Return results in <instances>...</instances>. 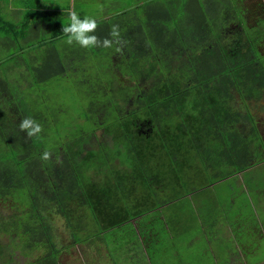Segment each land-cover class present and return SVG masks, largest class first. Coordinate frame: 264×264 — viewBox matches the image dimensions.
<instances>
[{"label":"trees","instance_id":"trees-1","mask_svg":"<svg viewBox=\"0 0 264 264\" xmlns=\"http://www.w3.org/2000/svg\"><path fill=\"white\" fill-rule=\"evenodd\" d=\"M76 2L93 3L78 14L98 20L97 36L109 37L119 25L120 51L68 45L66 16L28 14L18 28L0 14V200L14 201V211L0 217V231L32 257L26 264H61L50 213L79 231L85 214L78 208L85 206L95 236L103 235L264 164V140L245 108V100L264 97V54L254 39L231 52L222 43L228 27L248 29L238 0ZM176 56L186 57L180 71ZM129 78L151 81L136 91ZM238 98L245 104H236ZM25 117L42 125L38 136L20 131ZM108 118L103 129L127 139L130 166L95 182L87 161L102 157L106 147L86 149V143ZM45 150L52 159H41ZM123 154L118 149L115 157ZM169 229L175 239L178 227L173 222ZM10 244L0 242V264L14 262Z\"/></svg>","mask_w":264,"mask_h":264},{"label":"rangeland","instance_id":"rangeland-1","mask_svg":"<svg viewBox=\"0 0 264 264\" xmlns=\"http://www.w3.org/2000/svg\"><path fill=\"white\" fill-rule=\"evenodd\" d=\"M244 7V22L248 29H242L239 24L228 27L223 35L222 43L231 51H236L235 46L244 49L242 43L254 39L258 49L264 54V32L259 37L258 31L264 30V0H238ZM238 44V45H237ZM94 56H98L97 54ZM113 63L117 62V54L112 55ZM186 63V57H175L174 70L180 71ZM161 67L153 70V73L161 71ZM85 72H94L88 69ZM153 79V78H152ZM151 80H127L136 91L149 86ZM79 101L78 103H80ZM246 109L254 116L259 132L264 140V97L260 100H245ZM243 99H237L236 104H245ZM104 124L111 123V118L101 120L97 124V130L90 135L86 143V149H96L97 146H105L106 150L100 158H91L87 161V175L90 180L103 182L114 176V171L120 172L130 166L127 154V139L116 131L108 135L104 131ZM121 149L124 154L116 158V151ZM264 169V164L260 166ZM253 174V170L251 171ZM117 174V173H115ZM249 174H244V176ZM263 180L264 175H258ZM208 181V180H207ZM232 176L221 181H216L212 187L202 188L188 196L182 197L168 205H165L136 220L127 222L121 226L110 229L95 236L96 225L91 219L87 207L81 206L78 212L84 213L85 229L71 228L65 219L59 215L50 213L54 238L61 249L59 259L61 264H222L227 260V255L216 252L220 247L215 243L218 240L217 231L211 227L213 214H207L210 205L217 204L218 196L227 203L229 199L237 198L238 193L233 192ZM130 182V181H129ZM127 182V188H129ZM234 193V194H233ZM237 196V197H236ZM249 197V196H248ZM229 198V199H228ZM14 202V201H13ZM13 202L0 200V217L7 216L14 211ZM227 207H229L227 205ZM218 215L221 214V209ZM210 220V222H209ZM175 223L179 230L174 239L169 233L170 224ZM77 233V234H76ZM78 235L80 240H78ZM92 235L84 240L87 235ZM94 234V235H93ZM173 235V233H172ZM223 240V239H222ZM221 240V241H222ZM9 234L0 231V242L3 245L10 244ZM220 241V242H221ZM218 242V243H220ZM15 254V260L11 264H26L31 256L21 254L20 247L9 245ZM221 248V247H220ZM146 252L148 254L146 255Z\"/></svg>","mask_w":264,"mask_h":264},{"label":"crops","instance_id":"crops-1","mask_svg":"<svg viewBox=\"0 0 264 264\" xmlns=\"http://www.w3.org/2000/svg\"><path fill=\"white\" fill-rule=\"evenodd\" d=\"M76 1L0 0V14L20 28L28 14L33 16L38 14L37 12L46 11L54 16L69 18L71 10L82 15L93 6V3L86 0V3ZM54 22L57 26L56 19ZM260 166L247 168L232 176L233 192L238 193L237 198L232 196L226 203L218 196L217 204L221 206V214L218 215L217 210L220 209L215 206L211 220L214 226L211 227L216 229L219 237L215 243L221 248L216 249V252L227 255V260L222 264H264V178L260 180V177H257L262 172L264 175V169Z\"/></svg>","mask_w":264,"mask_h":264},{"label":"clouds","instance_id":"clouds-1","mask_svg":"<svg viewBox=\"0 0 264 264\" xmlns=\"http://www.w3.org/2000/svg\"><path fill=\"white\" fill-rule=\"evenodd\" d=\"M98 20L90 16H81L75 11L69 12V22L63 26L62 31L67 37L68 45L78 44L83 48L103 47L112 48L117 46V51H120L123 41L118 24H113L110 28L109 37L101 38L97 36ZM21 132H25L28 138L38 136L42 131V125L34 118L25 117L19 123ZM53 153L45 150L41 154V159L44 161L52 159ZM59 162V160H58Z\"/></svg>","mask_w":264,"mask_h":264}]
</instances>
